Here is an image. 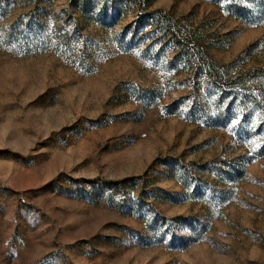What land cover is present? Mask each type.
<instances>
[{"label":"rangeland","instance_id":"1","mask_svg":"<svg viewBox=\"0 0 264 264\" xmlns=\"http://www.w3.org/2000/svg\"><path fill=\"white\" fill-rule=\"evenodd\" d=\"M0 264H264V0H0Z\"/></svg>","mask_w":264,"mask_h":264}]
</instances>
